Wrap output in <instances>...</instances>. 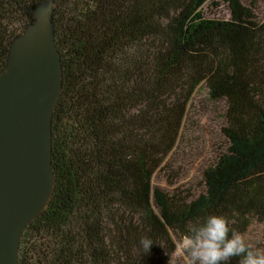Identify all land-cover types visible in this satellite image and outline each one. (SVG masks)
<instances>
[{
	"label": "trees",
	"instance_id": "16d2710c",
	"mask_svg": "<svg viewBox=\"0 0 264 264\" xmlns=\"http://www.w3.org/2000/svg\"><path fill=\"white\" fill-rule=\"evenodd\" d=\"M46 0H0V73ZM62 90L54 188L27 224L19 264H188L178 239L210 214L264 250V17L259 0H50ZM218 4V2H217ZM204 85L224 104L225 147L199 192L155 183ZM152 239L145 254L139 238ZM232 257L227 264H238Z\"/></svg>",
	"mask_w": 264,
	"mask_h": 264
},
{
	"label": "water",
	"instance_id": "95a60500",
	"mask_svg": "<svg viewBox=\"0 0 264 264\" xmlns=\"http://www.w3.org/2000/svg\"><path fill=\"white\" fill-rule=\"evenodd\" d=\"M51 12L47 26L14 38L0 73V264H19L22 234L54 188L52 116L62 70Z\"/></svg>",
	"mask_w": 264,
	"mask_h": 264
},
{
	"label": "rangeland",
	"instance_id": "374dc122",
	"mask_svg": "<svg viewBox=\"0 0 264 264\" xmlns=\"http://www.w3.org/2000/svg\"><path fill=\"white\" fill-rule=\"evenodd\" d=\"M51 7L50 0L39 4L36 12L30 16V22L24 33L32 31L31 29H38L37 26L40 24L42 27L47 26ZM205 8L208 15L229 16L228 10L221 0H209ZM256 12L258 16L264 17V0L257 2ZM223 123V102L212 100L206 87L201 85L189 103L188 115L180 140L168 158L167 167L157 174L154 182L165 190L177 188L187 192H199L203 185V169L212 164L218 153L225 147V137L221 131ZM260 236H262L261 229L259 226H255L244 238L259 241ZM180 240L178 239V242Z\"/></svg>",
	"mask_w": 264,
	"mask_h": 264
},
{
	"label": "clouds",
	"instance_id": "9594fccd",
	"mask_svg": "<svg viewBox=\"0 0 264 264\" xmlns=\"http://www.w3.org/2000/svg\"><path fill=\"white\" fill-rule=\"evenodd\" d=\"M230 229L221 215H207L202 222L188 228V234L177 243L188 264H227L238 257V264H264V250L254 249L243 235ZM153 241L147 236L139 238L141 250L148 254Z\"/></svg>",
	"mask_w": 264,
	"mask_h": 264
},
{
	"label": "bare ground",
	"instance_id": "6f19581e",
	"mask_svg": "<svg viewBox=\"0 0 264 264\" xmlns=\"http://www.w3.org/2000/svg\"><path fill=\"white\" fill-rule=\"evenodd\" d=\"M44 165H45V162H42V166H43V168H44Z\"/></svg>",
	"mask_w": 264,
	"mask_h": 264
}]
</instances>
